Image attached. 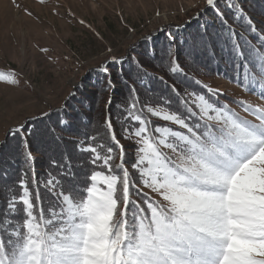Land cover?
<instances>
[{
  "label": "snow or ice",
  "instance_id": "obj_1",
  "mask_svg": "<svg viewBox=\"0 0 264 264\" xmlns=\"http://www.w3.org/2000/svg\"><path fill=\"white\" fill-rule=\"evenodd\" d=\"M225 7L234 21H246L242 26L257 34L259 47L232 27L219 0H204L186 24L213 11L217 40L223 38L226 47L230 42L232 79L264 100V35L259 34L264 28H258L264 21L247 15L243 0H226ZM180 27L138 37L125 55L87 69L59 108L6 130L0 140V264H264V103L229 97L199 80L203 92L182 95L175 84L153 76L141 57L182 74L184 45L191 63L201 54L215 56L206 24L191 42L179 35ZM128 63L136 73L125 75ZM87 73H95L101 85L93 96L97 102L100 93H109L103 125L75 106L70 111ZM152 79L173 95L142 99L140 87L151 92ZM0 81L22 83L15 71L0 72ZM121 91L122 100L115 103ZM53 115L54 124L41 128ZM66 139L80 154L78 162L65 145L60 158L49 156L38 174L33 150L45 143L59 148Z\"/></svg>",
  "mask_w": 264,
  "mask_h": 264
},
{
  "label": "rangeland",
  "instance_id": "obj_2",
  "mask_svg": "<svg viewBox=\"0 0 264 264\" xmlns=\"http://www.w3.org/2000/svg\"><path fill=\"white\" fill-rule=\"evenodd\" d=\"M203 6L204 0H0V72L15 71L22 81L20 87L0 81V140L10 126L61 106L87 69L111 55H125L132 41L157 28L179 25L181 34L182 24ZM197 21L191 20L186 28H196ZM95 75L87 73V78L94 80ZM198 76L202 84L228 96L264 103L213 69ZM24 80L30 86H24ZM190 87L188 92L200 93Z\"/></svg>",
  "mask_w": 264,
  "mask_h": 264
},
{
  "label": "trees",
  "instance_id": "obj_3",
  "mask_svg": "<svg viewBox=\"0 0 264 264\" xmlns=\"http://www.w3.org/2000/svg\"><path fill=\"white\" fill-rule=\"evenodd\" d=\"M243 3L247 15L251 17L254 22L258 23L260 21H264V0H243ZM219 7L221 11L225 12V14L228 16L229 23L232 25V27L237 32H243L252 45L259 47V40L257 38V34H251L247 32L245 28L242 26L243 24H246V21H241L239 19L234 21L231 12L228 11V9L225 7V2H223L222 0H219ZM202 8H204V6ZM202 8L194 12L190 18H194L195 14L198 11H200ZM190 18H188V20H190ZM197 23H198L197 27L193 29H190L189 27L186 28L185 25L186 23L182 24L184 26V29L183 31H180V33L181 32L182 33L179 35L185 37L186 39L189 40V42H191L192 37L197 35L198 26L206 24L208 28V33L212 37L213 43L216 45L215 48L216 54L214 57L210 56L209 54H201V56L199 57L196 63H191L189 61H186L184 55V48H187L189 46L186 44L181 48L179 53V61L184 70L182 74L181 73L172 74L170 73V71L166 66H157L160 64V61L158 60L153 61L152 63L149 64L146 61H144L143 57H141L142 62H145V66L148 68V71L153 74V76L163 77L164 80L169 85L175 84L181 93L187 90V86H191L190 89L195 88L198 91L203 92L204 89L201 87L200 84L195 83V81L201 80L198 75L201 74L202 72H205L206 69H213L215 72L219 73L223 78L232 81L233 84L237 85V83L232 79V77L235 75V69L233 67V63H234L233 57L228 51V48L230 47V42L226 47L223 38L217 40L215 36V33L220 31L219 21L216 19L215 13L211 10L207 11L204 15L199 17ZM172 28L175 29L176 27L172 26ZM258 28H264V24L258 23ZM259 34L264 35V33H259ZM210 51L211 50H209V52ZM123 67H124L125 75L134 74L137 71L133 64L124 65ZM113 71H115V67H113ZM84 83H85V89L83 90V92L79 94L81 96H85V98L77 97V100H72L70 104V111L72 109V106H75V108L79 109L81 113H84L88 118L94 120L97 123V125H103L106 115L105 105L109 93L108 92L100 93V98L97 102L93 98L94 93H96L97 90L101 87L97 79V76L95 75L94 80L87 78L86 80H84ZM148 83H150L152 86L151 92H149V90L146 87H140L139 85H137L138 87H140V96L144 100L149 99V97L153 93H155L156 95L163 94L165 96L173 95L171 93V90L167 88L165 84L161 83L159 80L152 79L148 81ZM117 87L123 91V86L121 84L117 83ZM122 91L116 93L115 103L121 102ZM87 96L89 97L88 103L81 104L80 101L85 100ZM220 99L223 100L224 97L221 96ZM89 104L91 105L90 108L88 106ZM112 113L113 115L117 114V110L115 109L114 106L112 108ZM55 120H56V116L53 115L51 117V121L45 120L43 124H41V128H43L45 124H49V123L54 124ZM57 131L62 132V130L59 128L57 129ZM89 131L90 134H95V131L93 129L89 128ZM63 134L66 137L69 135V133L66 132ZM6 137L7 134L4 139H6ZM74 138L82 139V137H78V136H74ZM9 142L11 143V140H9ZM121 143L127 144V142H125V140L123 139L121 140ZM65 145L67 146V150L72 154L74 162H78L76 161V157L80 154L75 152V147L70 140L66 139L64 141V145H61L59 148L55 144L45 143L44 145H42L40 151L37 152L35 149L33 150L34 155L37 157L35 166L38 174L42 173L44 171V168L47 167L49 156H54L57 159L60 158L61 150ZM49 149H51V151ZM129 151H131V149H129ZM83 156H87V154L85 153L83 154ZM11 167L13 166L10 165V168ZM15 167L18 170L19 160H17ZM13 178H15V174L13 175ZM2 202H3V197L0 196V204H2Z\"/></svg>",
  "mask_w": 264,
  "mask_h": 264
}]
</instances>
